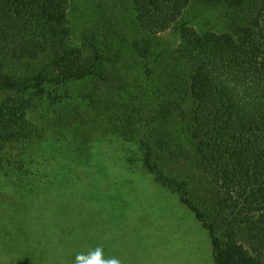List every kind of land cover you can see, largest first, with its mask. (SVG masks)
<instances>
[{"label":"trees","instance_id":"trees-1","mask_svg":"<svg viewBox=\"0 0 264 264\" xmlns=\"http://www.w3.org/2000/svg\"><path fill=\"white\" fill-rule=\"evenodd\" d=\"M132 1L134 32L115 45L105 27L74 29L72 0H0V159L107 120L209 233L215 264H264V0ZM212 1L223 31L191 18Z\"/></svg>","mask_w":264,"mask_h":264},{"label":"rangeland","instance_id":"rangeland-1","mask_svg":"<svg viewBox=\"0 0 264 264\" xmlns=\"http://www.w3.org/2000/svg\"><path fill=\"white\" fill-rule=\"evenodd\" d=\"M226 13L212 1L194 6L191 18L202 31H223ZM71 14L74 29L119 33L115 45L134 32L132 0H72ZM160 38L179 43L174 31ZM95 83L74 85L75 94ZM106 122H72L1 157L0 264H215L209 233L143 169L133 143L103 130Z\"/></svg>","mask_w":264,"mask_h":264},{"label":"clouds","instance_id":"clouds-1","mask_svg":"<svg viewBox=\"0 0 264 264\" xmlns=\"http://www.w3.org/2000/svg\"><path fill=\"white\" fill-rule=\"evenodd\" d=\"M93 255H95V253H93ZM111 259L113 260L114 264H119V261H117L115 257H113Z\"/></svg>","mask_w":264,"mask_h":264}]
</instances>
